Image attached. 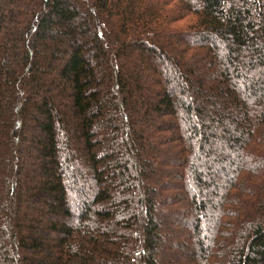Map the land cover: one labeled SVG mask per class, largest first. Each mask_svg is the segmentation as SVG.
Here are the masks:
<instances>
[{
    "label": "trees",
    "instance_id": "1",
    "mask_svg": "<svg viewBox=\"0 0 264 264\" xmlns=\"http://www.w3.org/2000/svg\"><path fill=\"white\" fill-rule=\"evenodd\" d=\"M0 264H264V0H0Z\"/></svg>",
    "mask_w": 264,
    "mask_h": 264
}]
</instances>
